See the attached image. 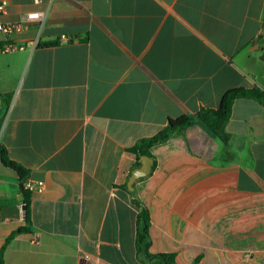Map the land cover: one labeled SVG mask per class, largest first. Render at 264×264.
I'll use <instances>...</instances> for the list:
<instances>
[{
	"label": "crops",
	"instance_id": "1",
	"mask_svg": "<svg viewBox=\"0 0 264 264\" xmlns=\"http://www.w3.org/2000/svg\"><path fill=\"white\" fill-rule=\"evenodd\" d=\"M0 23L46 13L0 43V144L41 184L30 232L17 173L0 159L5 264H144L130 149L169 119L264 92V0H0ZM67 38L64 40V38ZM223 145L199 124L150 149L134 184L152 254L176 264H264V103L233 104ZM154 164V162H153Z\"/></svg>",
	"mask_w": 264,
	"mask_h": 264
},
{
	"label": "trees",
	"instance_id": "2",
	"mask_svg": "<svg viewBox=\"0 0 264 264\" xmlns=\"http://www.w3.org/2000/svg\"><path fill=\"white\" fill-rule=\"evenodd\" d=\"M3 44L0 43V50ZM239 98H251L264 103V92L258 88L245 89L236 88L227 91L222 99L218 109L202 108L195 115H183L179 118L169 119L167 125L159 131L156 135L145 138L137 142V144L130 150L135 153L139 159L147 156L151 158L155 165V160L150 153L151 147L164 143L169 139L181 135L187 128L199 124L215 136L223 145L228 144L229 135L226 133L225 128L231 118L233 104ZM0 159L2 163L13 169L19 176L20 188L24 195V205L27 207L26 225L11 234L7 239L6 244L17 235L30 232L31 219H30V204L32 192L24 188V183L28 180L29 170L21 164L12 160L6 148L0 144ZM137 164V166H139ZM134 204L139 208L137 217V234H136V250L139 259L144 264H176L175 256L173 254H152L150 252L151 237H150V213L147 206L141 201L139 196L134 193L132 195ZM0 264H5L3 258V249L0 253Z\"/></svg>",
	"mask_w": 264,
	"mask_h": 264
},
{
	"label": "built area",
	"instance_id": "3",
	"mask_svg": "<svg viewBox=\"0 0 264 264\" xmlns=\"http://www.w3.org/2000/svg\"><path fill=\"white\" fill-rule=\"evenodd\" d=\"M41 0H34L35 3H40ZM5 12V5L0 3V14ZM46 21V13L41 11H31L21 16L20 20L17 22H9V23H0V33L4 34L7 37H10L14 33L18 31H22L26 29L29 25H37L39 28H42ZM64 40L67 38L63 37ZM259 41L261 45L264 46V32L259 36ZM24 49L23 45L11 44L10 42H6L3 45V48L0 50L1 52H14L18 50ZM24 188L30 192L41 189V184H34L31 181L27 180L24 183ZM1 253V248H0Z\"/></svg>",
	"mask_w": 264,
	"mask_h": 264
},
{
	"label": "water",
	"instance_id": "4",
	"mask_svg": "<svg viewBox=\"0 0 264 264\" xmlns=\"http://www.w3.org/2000/svg\"><path fill=\"white\" fill-rule=\"evenodd\" d=\"M264 60V56L261 57ZM153 167V160L147 156L141 158L140 165L135 168L128 180V190L133 195L134 194V184L137 180L145 178L150 175ZM23 210L26 211L27 207L24 205Z\"/></svg>",
	"mask_w": 264,
	"mask_h": 264
}]
</instances>
